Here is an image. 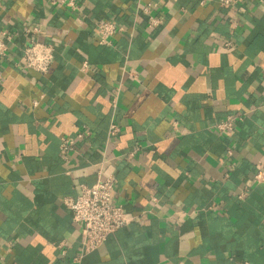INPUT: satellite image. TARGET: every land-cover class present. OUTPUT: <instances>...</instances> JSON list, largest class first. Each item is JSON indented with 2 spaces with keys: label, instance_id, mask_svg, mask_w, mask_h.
<instances>
[{
  "label": "crops",
  "instance_id": "crops-1",
  "mask_svg": "<svg viewBox=\"0 0 264 264\" xmlns=\"http://www.w3.org/2000/svg\"><path fill=\"white\" fill-rule=\"evenodd\" d=\"M77 1L0 0V264H264V0ZM34 36L46 74L20 61ZM110 175L131 221L78 258L66 199Z\"/></svg>",
  "mask_w": 264,
  "mask_h": 264
},
{
  "label": "built area",
  "instance_id": "built-area-1",
  "mask_svg": "<svg viewBox=\"0 0 264 264\" xmlns=\"http://www.w3.org/2000/svg\"><path fill=\"white\" fill-rule=\"evenodd\" d=\"M223 4L233 0H220ZM52 3H62L71 8H78L77 0H51ZM143 9L150 14L148 18L149 27L157 26L162 20L151 14L150 5L144 6ZM117 29L113 21H101L97 26V38L100 43L109 41ZM40 26L28 28V32L39 33ZM35 34V35H36ZM10 34L6 30H0V64L3 58L9 56ZM21 63L29 70H34L42 74L49 72L55 61V46L52 43L42 41L36 36L28 39V43L22 49L20 57ZM88 67L84 63V69ZM1 78V72H0ZM37 103V101H35ZM238 118L234 115L228 116L218 124L221 131L234 129ZM118 132V124L113 122L110 128V134L115 135ZM89 130L79 131L75 136H64L61 141V153L66 155L67 152L75 148L78 139L84 138L89 134ZM232 151L229 150V153ZM255 180L258 184L264 183V162L258 164L255 171ZM117 179L114 175L100 178L94 184H84L80 193L73 198H67L66 204L72 210L73 219L78 223L81 229V253L78 258L97 249L103 244L108 237L117 229L127 225L131 221L130 215L125 211L123 206L116 205L113 201Z\"/></svg>",
  "mask_w": 264,
  "mask_h": 264
}]
</instances>
